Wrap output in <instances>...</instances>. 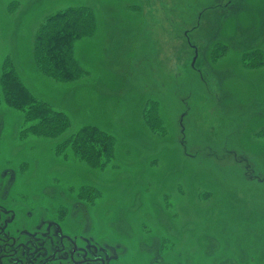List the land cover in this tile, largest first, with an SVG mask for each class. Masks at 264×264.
Masks as SVG:
<instances>
[{
  "label": "rangeland",
  "instance_id": "374dc122",
  "mask_svg": "<svg viewBox=\"0 0 264 264\" xmlns=\"http://www.w3.org/2000/svg\"><path fill=\"white\" fill-rule=\"evenodd\" d=\"M78 7L96 32L74 48L82 76L60 83L36 64V34ZM217 44L229 49L215 61ZM253 50L264 52V0H0V79L9 59L70 121L57 139L24 138L22 112L0 105V204L15 229L56 222L113 264H264V65L243 63ZM88 125L116 141L102 169L56 147Z\"/></svg>",
  "mask_w": 264,
  "mask_h": 264
},
{
  "label": "trees",
  "instance_id": "16d2710c",
  "mask_svg": "<svg viewBox=\"0 0 264 264\" xmlns=\"http://www.w3.org/2000/svg\"><path fill=\"white\" fill-rule=\"evenodd\" d=\"M95 32L96 17L89 8H68L49 16L36 34L34 57L39 70L60 83L77 81L84 71L75 58V45L81 39L93 37ZM228 49L226 45L217 44L213 51L215 61L222 58ZM243 63L249 70L257 69L264 65V52L253 50L244 54ZM3 103L24 115V122L28 125L22 132L24 138L57 139L70 128V121L63 112L54 110L27 89L9 59L4 63L0 79V105ZM154 123L151 128L156 130L158 123ZM115 146L113 136L88 125L56 147L65 153L72 150L78 159L92 168L102 169L113 159ZM82 189L86 190L87 187ZM95 195L92 193L89 198Z\"/></svg>",
  "mask_w": 264,
  "mask_h": 264
},
{
  "label": "flooded vegetation",
  "instance_id": "af4514ba",
  "mask_svg": "<svg viewBox=\"0 0 264 264\" xmlns=\"http://www.w3.org/2000/svg\"><path fill=\"white\" fill-rule=\"evenodd\" d=\"M15 225L16 218L0 204V264H113L105 250L89 240L83 244L56 222L22 231Z\"/></svg>",
  "mask_w": 264,
  "mask_h": 264
},
{
  "label": "water",
  "instance_id": "95a60500",
  "mask_svg": "<svg viewBox=\"0 0 264 264\" xmlns=\"http://www.w3.org/2000/svg\"><path fill=\"white\" fill-rule=\"evenodd\" d=\"M196 53H197V51H196Z\"/></svg>",
  "mask_w": 264,
  "mask_h": 264
}]
</instances>
